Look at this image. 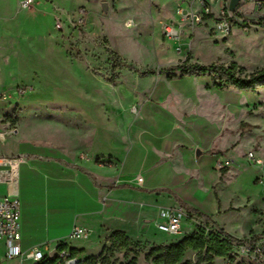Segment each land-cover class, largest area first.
<instances>
[{
  "label": "crops",
  "instance_id": "obj_1",
  "mask_svg": "<svg viewBox=\"0 0 264 264\" xmlns=\"http://www.w3.org/2000/svg\"><path fill=\"white\" fill-rule=\"evenodd\" d=\"M21 1L0 0V91L7 89V77L21 69L31 29L38 30L47 18L53 28L56 8L67 4V0H34L32 7L23 8ZM176 5L174 0V15ZM85 6L89 5L81 7ZM160 72L139 79L146 87L136 89L140 96L124 110L130 109L129 115L117 119L118 134H111L109 121L96 127L98 121L89 119L90 131L71 137L73 149L65 143L51 146L24 134L20 137L19 130L11 133L4 119L7 99L0 103V156L28 158L15 184L0 185V195L9 189L22 199L24 252H53L63 243L81 251L76 257L86 259L100 251L101 241L108 244L116 231L135 242L168 245L172 236L160 240L158 235L159 225L166 222L164 210L183 208L211 219L218 213L217 167L236 156L232 148L238 142L236 114L232 113L236 103H223L215 94L213 101H206L205 95L213 93H207L199 81L202 77L169 79V72ZM139 176L142 183H138ZM75 226L87 229L88 236L72 238ZM183 228L189 230V225ZM0 248L6 258L2 241ZM142 264L152 263L145 260Z\"/></svg>",
  "mask_w": 264,
  "mask_h": 264
},
{
  "label": "rangeland",
  "instance_id": "obj_2",
  "mask_svg": "<svg viewBox=\"0 0 264 264\" xmlns=\"http://www.w3.org/2000/svg\"><path fill=\"white\" fill-rule=\"evenodd\" d=\"M84 3L89 6L81 7ZM64 6L65 10L56 8L64 16V29L56 30L54 19L51 28L49 18L38 30L32 28L31 40L23 47L21 69H15L14 75L7 77V89L0 91V95L6 93L8 97L4 116L9 123L7 130L11 133L19 130L20 137L24 134L39 143L51 146L65 143L68 149H73L71 137L89 132V119L98 121L96 127L109 121L111 134H118L117 119L129 115L130 109L126 113L124 110L134 97L140 96L136 89L146 87L140 82L144 78L136 71H161L185 61L204 66L236 63L244 76L264 67V0H253L243 6L244 25L235 27L228 38L217 35L210 26L201 25L185 29L180 40L173 41L165 39L162 31L166 23L176 18L174 0H67ZM83 8L86 19L78 24ZM169 74L171 79L181 76L178 71ZM114 75H118L116 80ZM199 81L207 93H213L205 95L206 101H213L215 94L223 103H236L232 106L237 124L238 142L232 147L236 148V156L217 167L219 180L214 193L219 210L212 219L239 239L262 235L264 88L255 94L236 89L220 91L212 87L209 77ZM225 118L223 115L222 119ZM250 152L257 154L260 163L249 160ZM19 200L23 208L21 197ZM188 213L189 224L183 222V226L189 225L191 233L194 229L212 228L198 213ZM158 235L160 240L171 235L173 240L169 244L185 236L162 231ZM101 242L100 251L92 255L96 264H125L134 256L127 258L124 250L113 251L109 243ZM142 246L146 250H140L141 264L152 244ZM0 260L1 264H8L1 248ZM197 260L198 252L192 251L183 261L197 264ZM219 261L215 259L214 264Z\"/></svg>",
  "mask_w": 264,
  "mask_h": 264
},
{
  "label": "built area",
  "instance_id": "obj_3",
  "mask_svg": "<svg viewBox=\"0 0 264 264\" xmlns=\"http://www.w3.org/2000/svg\"><path fill=\"white\" fill-rule=\"evenodd\" d=\"M251 1L253 0H240L236 10L231 11V0H177L176 21L164 25L163 36L169 41L180 40L185 29L209 25L214 33L228 38L233 34L235 27L240 28L244 25L242 9ZM34 2V0H22L21 6L30 8ZM53 18L56 30L62 31L65 26L64 16L56 11ZM85 19L86 9L83 8L79 12L78 24L84 23ZM21 93L25 91L21 90ZM6 99V95H0V103ZM133 112L137 113V108H133ZM248 157L251 162L260 163L254 152H250ZM27 160L26 155L0 156V185L10 188L15 184L19 179L20 167L27 163ZM137 180L138 183L143 182L141 176ZM163 216L166 222L159 225L160 231L173 235L191 234V231L182 226L183 222L189 221V214L183 208L164 210ZM21 218L22 205L19 197L8 189L7 193L0 195V241L6 244L7 261L24 264L25 260H30L34 264H41L44 260L58 257V264H88L84 259L74 257L69 249L58 251L60 243L53 252L45 253L42 249L24 252L21 244ZM70 236L75 239L86 238L88 231L83 227L75 226ZM219 264H264V237L257 242L236 245L230 256L220 259Z\"/></svg>",
  "mask_w": 264,
  "mask_h": 264
},
{
  "label": "trees",
  "instance_id": "obj_4",
  "mask_svg": "<svg viewBox=\"0 0 264 264\" xmlns=\"http://www.w3.org/2000/svg\"><path fill=\"white\" fill-rule=\"evenodd\" d=\"M180 72L181 76L195 75L202 78H211L212 87L214 89L223 91L227 89H236L246 93H257L260 88H264V67L260 70L250 74L243 75V69L236 63L229 66L221 64H212L204 66L199 63H184L161 70V74L167 72ZM142 77H149L156 75V71L148 70L144 72L136 71ZM118 75H114L116 80ZM168 78L172 76L168 74ZM205 218L208 223L212 224V228H199L193 233L185 235L180 241L172 244L152 245L151 249L146 252L145 260L152 264H191L189 261H183L186 254L189 252H198L197 264H214L215 259L227 258L230 256L236 245H241L247 242H257L264 233L259 236H254L251 239H239L228 234L215 221L207 215L198 213ZM109 248L113 251H125V256L128 258L134 254L132 259L125 264H138L139 255L142 253L141 242L133 241L125 232L116 231L108 237ZM68 249V247L60 243L57 250L61 251ZM74 257L78 252L75 249H69ZM88 264H96L94 258L91 256L84 259ZM41 264H58V257L44 260Z\"/></svg>",
  "mask_w": 264,
  "mask_h": 264
},
{
  "label": "water",
  "instance_id": "obj_5",
  "mask_svg": "<svg viewBox=\"0 0 264 264\" xmlns=\"http://www.w3.org/2000/svg\"><path fill=\"white\" fill-rule=\"evenodd\" d=\"M240 0H231L230 3V10L235 11L237 6L239 5ZM104 8L106 9V5H104Z\"/></svg>",
  "mask_w": 264,
  "mask_h": 264
}]
</instances>
